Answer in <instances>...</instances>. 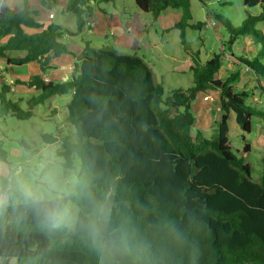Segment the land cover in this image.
<instances>
[{
    "label": "trees",
    "instance_id": "obj_1",
    "mask_svg": "<svg viewBox=\"0 0 264 264\" xmlns=\"http://www.w3.org/2000/svg\"><path fill=\"white\" fill-rule=\"evenodd\" d=\"M109 1L67 0L65 11L76 18V31L67 33H81L96 5ZM40 2L51 8L57 0ZM135 2L154 18L167 8L181 9L175 27L183 36L191 19V0ZM244 5H260L263 10L238 26L222 15L213 16L227 29L229 48L238 37L248 36L256 43L253 53L238 58L264 92V34L255 28L264 21V0H244ZM24 27L40 24L25 7L15 12L0 0L4 66L36 61L45 73L53 67L52 56L73 54L61 40L60 26L49 25L32 34ZM184 44L187 49L188 43ZM76 58L77 74L66 80L45 81L35 74L7 81L0 69L1 113L28 119L33 108L51 96L71 94L68 121L77 141L61 138L59 153L69 166L77 154L81 166L72 196L79 208L72 233L64 225L42 222L22 202L0 207L3 264L10 259L16 264H264V151L257 182L251 178L250 165L227 139L230 113L244 132L251 131L252 116L264 124V106L246 104L248 94L232 88L239 72L217 78L222 60L215 53L190 67L191 87L163 98V87L137 55L96 49L87 41ZM13 82L38 90L27 109L8 98ZM207 90L219 92L220 116L211 139L200 129L192 133L196 122L192 102L198 92ZM43 138L49 143L58 140L57 135ZM249 150L245 143L243 151ZM6 155L0 146V162ZM93 222L104 226L102 241L93 238L89 227Z\"/></svg>",
    "mask_w": 264,
    "mask_h": 264
},
{
    "label": "rangeland",
    "instance_id": "obj_2",
    "mask_svg": "<svg viewBox=\"0 0 264 264\" xmlns=\"http://www.w3.org/2000/svg\"><path fill=\"white\" fill-rule=\"evenodd\" d=\"M202 1L205 2L204 5L199 0H191V19L188 21V26L185 27L183 36L180 35L181 29L175 27L180 19L181 9L167 8L157 18H154L152 13L142 11L136 5L135 0H110L106 3H99L95 7L96 10L101 8L109 12L108 17L111 13H117L122 23L131 22L141 25V37L138 34L127 32L133 39L130 46L116 45L112 36L109 35V26L102 35L90 34L91 30L87 28L81 32V35L85 39L84 43L89 41L93 48H113L121 54L137 55L143 58L153 72L155 83L163 87V98L170 96L177 89L187 90L191 87L193 76L190 67L193 63L203 64L213 54L219 53L222 66L215 76L225 79L232 72L238 71L239 77L232 83L233 90L248 94L245 98L246 104L257 109L263 108L264 92L260 89L250 68L242 64L238 58V55L251 54V51L253 53L257 49L256 43L248 36L238 37L229 48V33L213 16L215 13L222 15L232 25L238 26L247 16L260 14L263 7L260 5L249 7L244 5V0ZM61 15L58 12L56 20ZM66 15L65 19L68 21H64L66 25L63 27L64 37L67 36L66 33L71 28H75L72 27L74 24L72 25L69 21L75 15L70 12ZM255 28L264 34V21H259ZM184 43H188L187 49ZM17 69L20 78H28L23 75L26 74L25 68ZM12 71L14 72L13 69ZM49 71L50 69L46 73L48 74ZM7 81H9L8 78ZM12 85H15L17 91L8 93V98L14 101L19 100L20 106L27 109L28 100L38 94V90L27 87L22 89L25 86L16 84V82H13ZM216 91L207 90L196 94L191 105L197 118L193 135L197 129H200L206 138L211 139L215 136L216 122L220 116L219 92ZM206 94L210 95L212 100H204L203 96ZM70 98V93L53 95L44 103L36 105L33 108L32 116L28 119H19L0 112V146L7 153L6 161L0 164V170L16 169L25 178L31 179L33 183L37 184L45 177L54 175L67 190L66 204L73 214V223L71 227L64 226L72 233L79 210L72 196L75 194L77 174L81 167L80 159L77 154H74L71 158L72 164L69 166L66 164L65 157L59 153L62 150L61 138L67 137L72 142L77 141L76 130L68 121L67 104ZM251 126L250 132H244L237 124L235 114L230 113L227 139L231 149L250 165L252 180L258 182L262 173L264 124L260 117L252 116ZM43 134L57 135L58 140L52 143L46 142ZM245 143L250 146L248 152L243 151ZM12 204L15 203L10 201L8 205ZM4 261V259H0V264H3ZM7 264H16V261L10 259Z\"/></svg>",
    "mask_w": 264,
    "mask_h": 264
},
{
    "label": "crops",
    "instance_id": "obj_3",
    "mask_svg": "<svg viewBox=\"0 0 264 264\" xmlns=\"http://www.w3.org/2000/svg\"><path fill=\"white\" fill-rule=\"evenodd\" d=\"M5 1L8 4V6L15 12L25 7L27 10H29L31 17L34 18V20H36L40 24V27L38 28L24 27V31L26 33L32 34L41 31L42 29H45L49 25H58L61 28L66 27L64 21L66 22L67 20L65 19L67 16L66 13L67 14L69 13L65 11L67 0H57L56 5L51 8H45L44 6H42L40 0H5ZM58 12L61 13L62 15L59 19L56 20ZM50 13L53 14V17H49ZM108 13L109 12L104 11V9L103 10L101 8L97 9L94 12L93 16L86 21L89 22V25H86L85 29L87 28L91 30L90 34L102 35V33L108 30V26H109L110 27L109 35L112 36L114 43L116 45H122V46H130L132 44L133 39L129 35L130 32L134 33L135 35L138 34V36L140 37L142 36L141 25H135L134 23L131 22L122 23L117 13L115 14L111 13L110 17H108ZM69 21L72 23V25L74 24V26L72 27H75V28H71L70 31L71 32L76 31L75 17H73V19L71 18ZM66 34L67 36L64 37L65 39L64 38L61 39L62 42L67 44L68 48L71 50L73 54L79 56L83 51V45L85 40L84 37L81 35V33L76 35H70L68 33ZM105 37H107V35H105ZM73 54L66 53V54H61L59 56H52L50 64L53 65V67L50 68L48 74L46 72L45 73L41 72L39 64L36 61L29 62L20 67L25 68L26 74L23 75H25L28 78L31 75L41 74L43 79L47 78L48 81L66 80L70 78L72 75L77 74V71L75 70L76 68L75 62L77 61V58ZM2 68H3L2 76L5 80H7L8 78L9 81H12V78H9L12 76H16L13 79H16L17 77L20 78V73L18 72L17 69L19 68L18 66L8 65L6 67L4 66V60H0V69ZM12 69L14 70V72L12 71ZM28 78L22 77L20 79L26 80ZM22 86H25L22 89H26L27 87L24 84H22ZM12 90L13 92L17 91L15 85L12 86Z\"/></svg>",
    "mask_w": 264,
    "mask_h": 264
},
{
    "label": "clouds",
    "instance_id": "obj_4",
    "mask_svg": "<svg viewBox=\"0 0 264 264\" xmlns=\"http://www.w3.org/2000/svg\"><path fill=\"white\" fill-rule=\"evenodd\" d=\"M66 187L54 175H49L40 183H33L31 179L16 169L0 170V207L9 202H22L45 223L54 227L72 226L73 214L65 204ZM94 240L102 241L104 226L93 222L89 225Z\"/></svg>",
    "mask_w": 264,
    "mask_h": 264
},
{
    "label": "built area",
    "instance_id": "obj_5",
    "mask_svg": "<svg viewBox=\"0 0 264 264\" xmlns=\"http://www.w3.org/2000/svg\"><path fill=\"white\" fill-rule=\"evenodd\" d=\"M49 17H53V14L50 13V14H49ZM86 25H89V22H86L85 26H86ZM44 80H45V81H48L47 78H45ZM203 99H204V100H212L211 96L208 95V94L204 95V96H203Z\"/></svg>",
    "mask_w": 264,
    "mask_h": 264
}]
</instances>
